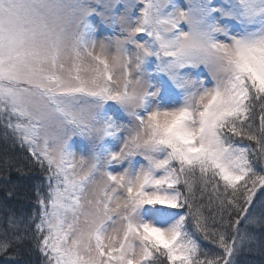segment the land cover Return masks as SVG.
I'll return each mask as SVG.
<instances>
[{"label":"snow or ice","instance_id":"obj_1","mask_svg":"<svg viewBox=\"0 0 264 264\" xmlns=\"http://www.w3.org/2000/svg\"><path fill=\"white\" fill-rule=\"evenodd\" d=\"M0 142V264H264V0H0Z\"/></svg>","mask_w":264,"mask_h":264},{"label":"trees","instance_id":"obj_2","mask_svg":"<svg viewBox=\"0 0 264 264\" xmlns=\"http://www.w3.org/2000/svg\"><path fill=\"white\" fill-rule=\"evenodd\" d=\"M2 149H3V143L0 142V155L3 154ZM12 154L17 157H23L26 155L25 153H21L17 151ZM9 179L13 182H18L21 185V187L18 189V195L21 197V199L19 201H16V200L10 201V203H20V204H23L26 208L30 207L31 204H30V200L28 199V197H30V194H31V183L33 182L32 178L30 176L20 177L17 173L12 172L11 175L9 176ZM4 183H5L4 180L2 179V177H0V201L4 200L5 198V193L3 190ZM248 259L259 261L260 257L259 256L248 257Z\"/></svg>","mask_w":264,"mask_h":264},{"label":"rangeland","instance_id":"obj_3","mask_svg":"<svg viewBox=\"0 0 264 264\" xmlns=\"http://www.w3.org/2000/svg\"><path fill=\"white\" fill-rule=\"evenodd\" d=\"M17 152H19V150H17ZM23 162V161H22ZM16 173V172H15ZM39 175V173L36 171V170H31L30 172H29V176L31 177V178H33V177H36V176H38ZM27 257H22V259H26Z\"/></svg>","mask_w":264,"mask_h":264}]
</instances>
